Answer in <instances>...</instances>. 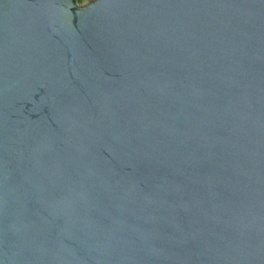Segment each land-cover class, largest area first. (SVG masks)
<instances>
[{
  "label": "water",
  "instance_id": "1",
  "mask_svg": "<svg viewBox=\"0 0 264 264\" xmlns=\"http://www.w3.org/2000/svg\"><path fill=\"white\" fill-rule=\"evenodd\" d=\"M0 264H264V0H0Z\"/></svg>",
  "mask_w": 264,
  "mask_h": 264
}]
</instances>
